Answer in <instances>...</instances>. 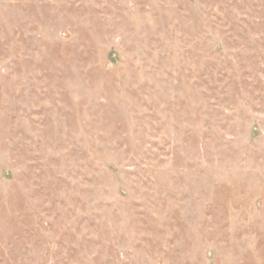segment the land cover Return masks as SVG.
Returning <instances> with one entry per match:
<instances>
[{"label": "rangeland", "instance_id": "1", "mask_svg": "<svg viewBox=\"0 0 264 264\" xmlns=\"http://www.w3.org/2000/svg\"><path fill=\"white\" fill-rule=\"evenodd\" d=\"M0 264H264V0H0Z\"/></svg>", "mask_w": 264, "mask_h": 264}]
</instances>
